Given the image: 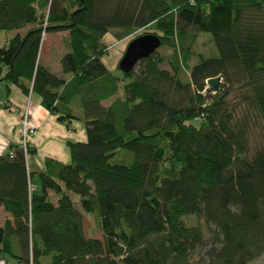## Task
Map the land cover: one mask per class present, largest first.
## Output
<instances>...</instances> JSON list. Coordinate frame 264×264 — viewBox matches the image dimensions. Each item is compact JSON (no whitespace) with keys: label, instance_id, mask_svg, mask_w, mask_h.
<instances>
[{"label":"trees","instance_id":"trees-1","mask_svg":"<svg viewBox=\"0 0 264 264\" xmlns=\"http://www.w3.org/2000/svg\"><path fill=\"white\" fill-rule=\"evenodd\" d=\"M22 28L0 46V80L36 93L70 130L82 121L86 140L67 142L68 163L45 158L39 170L26 143L0 155V258L247 264L264 252V140L249 154L251 128L264 132V0H0V31ZM142 28L159 47L113 74L102 37ZM59 31L67 78L37 62L43 35ZM118 152L131 160L112 162ZM83 212L101 238L86 234ZM188 215L213 227L207 237Z\"/></svg>","mask_w":264,"mask_h":264},{"label":"crops","instance_id":"crops-1","mask_svg":"<svg viewBox=\"0 0 264 264\" xmlns=\"http://www.w3.org/2000/svg\"><path fill=\"white\" fill-rule=\"evenodd\" d=\"M24 31L25 28L0 31V46L6 45L9 38L15 33L23 34ZM66 34L65 31H59L43 35L37 57L39 64L48 69L52 59L59 64L64 53L62 37ZM61 76L67 78V75ZM23 117L35 129L33 134L25 137L22 135ZM71 126L73 130H70L64 122L58 121L56 116L46 110L36 93L24 94L13 83L0 80V155L4 154L10 145H22L24 139L26 144L36 150V154L29 161L32 169H41L45 158L68 163L70 155L67 142H84L86 140L85 125L82 121L74 120ZM36 189L37 187L34 186L35 191ZM6 216H8L7 213L0 211L2 220ZM91 236L101 238L100 234Z\"/></svg>","mask_w":264,"mask_h":264},{"label":"rangeland","instance_id":"rangeland-1","mask_svg":"<svg viewBox=\"0 0 264 264\" xmlns=\"http://www.w3.org/2000/svg\"><path fill=\"white\" fill-rule=\"evenodd\" d=\"M117 29H112L110 31H108L103 37H102V42L104 44H106L107 46V53L104 54L101 57L102 62L105 64V66L115 75H121L122 72L121 70H119L116 65L118 60L122 57L125 48L128 44V42L134 38L135 36H138L140 34L143 33H150L152 31V29L150 28H142V29H138L136 31H134L133 33L129 34L128 36H125L124 38L118 40L115 36H114V32H116ZM195 48L198 51L203 50V46L201 44V41H199V43L196 44ZM214 50V54H215V47L212 48V51ZM164 54L168 53L167 49H163L162 50ZM158 55L162 52L157 50ZM57 66V67H56ZM161 68L163 69H170V64L168 61H164L162 62V64L160 65ZM49 70L52 71L54 74H56L59 77H63L61 75H63V73H61V68L60 65L57 64L53 59L51 60V63L49 65ZM221 78V77H220ZM220 81H222V79H220ZM206 82H205V87H206ZM212 94L215 92H211ZM235 96L234 92L231 93V97ZM231 97L229 98V100L234 101L233 98L231 99ZM25 117L22 118V121ZM198 120H191V123L193 125H197L198 124ZM34 129V127H33ZM251 133H250V145H249V154H252V152L254 151V149L264 140V132H263V127L261 128V125H257L254 126L253 128H251ZM35 131V129H34ZM34 133V132H33ZM32 133V134H33ZM22 135H23V131H22ZM26 135H31V134H25L23 135V137H25ZM24 140V139H23ZM22 140V145H25V142ZM120 154L122 155H126L124 157H126L125 162H128L131 160L132 155L130 153H125V152H118L116 154V157L113 158L111 161L112 162H120L119 157ZM32 189L34 190V186L37 187L36 192H39V180L37 177H34L32 182ZM35 191V190H34ZM71 197L72 200L75 204V206L77 208H80L79 206V202H78V196L75 194L71 193ZM84 218H83V226L85 227V231L86 234L89 235H99L100 232L99 230L97 231V227H96V217L95 214L93 213H85L83 212ZM182 219L184 220L186 225H197L199 226L204 235L207 237L208 236V229H212L213 227L210 226L208 227L207 224L205 223V221L203 220V218L201 217H196L194 215H188V216H184L182 217ZM3 220L2 218H0V225L2 224ZM4 260H5V264H18L16 259L8 254H4ZM48 259L49 257H46L45 263H48ZM247 264H264V252L259 255L257 258L251 260L250 262H248Z\"/></svg>","mask_w":264,"mask_h":264},{"label":"water","instance_id":"water-1","mask_svg":"<svg viewBox=\"0 0 264 264\" xmlns=\"http://www.w3.org/2000/svg\"><path fill=\"white\" fill-rule=\"evenodd\" d=\"M160 45L159 38L154 34H143L130 40L119 61L118 67L122 72H128L142 58L151 55ZM220 76L206 79L204 93L217 91L220 83Z\"/></svg>","mask_w":264,"mask_h":264},{"label":"built area","instance_id":"built-area-1","mask_svg":"<svg viewBox=\"0 0 264 264\" xmlns=\"http://www.w3.org/2000/svg\"><path fill=\"white\" fill-rule=\"evenodd\" d=\"M22 131L23 135H25L26 133L32 134L34 132L33 126L30 125L26 118H24L22 121ZM0 264H5L4 258H0Z\"/></svg>","mask_w":264,"mask_h":264},{"label":"bare ground","instance_id":"bare-ground-1","mask_svg":"<svg viewBox=\"0 0 264 264\" xmlns=\"http://www.w3.org/2000/svg\"><path fill=\"white\" fill-rule=\"evenodd\" d=\"M27 149V148H26Z\"/></svg>","mask_w":264,"mask_h":264}]
</instances>
